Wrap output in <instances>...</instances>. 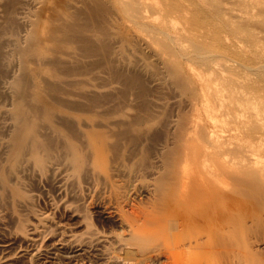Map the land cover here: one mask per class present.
I'll return each instance as SVG.
<instances>
[{"label":"bare ground","instance_id":"6f19581e","mask_svg":"<svg viewBox=\"0 0 264 264\" xmlns=\"http://www.w3.org/2000/svg\"><path fill=\"white\" fill-rule=\"evenodd\" d=\"M0 264H264V0H0Z\"/></svg>","mask_w":264,"mask_h":264}]
</instances>
